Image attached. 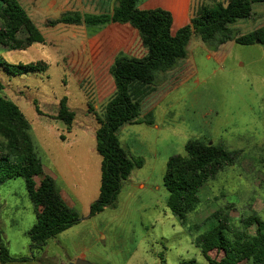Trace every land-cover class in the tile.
I'll return each mask as SVG.
<instances>
[{"label":"rangeland","instance_id":"rangeland-1","mask_svg":"<svg viewBox=\"0 0 264 264\" xmlns=\"http://www.w3.org/2000/svg\"><path fill=\"white\" fill-rule=\"evenodd\" d=\"M230 27L239 34L264 27V3L254 4L251 17ZM199 39L193 36L188 56L178 60L183 70L159 72L150 86L155 91L141 100L139 120L152 118L160 128L143 122L125 124L119 131L125 149L144 165L124 182L115 205L92 217L90 206L101 185L96 128L104 112L85 105L84 89L48 46L35 43L12 50L0 45L2 94L28 119L45 168L63 171L71 187L61 182L59 187L75 198L73 210L80 217L43 250L31 249L26 230L33 219L32 201L25 179L3 182L0 237L10 255L27 258L6 264H69L84 245L91 246L87 259L93 264H209L195 240L210 213L230 209L237 224L251 214L264 220V43L228 41L212 49ZM46 53L45 70L13 74L7 69V64L43 60ZM63 98L75 112L72 125L57 117ZM190 139L210 140L240 153L233 165L203 186L200 204L183 220L168 207L164 174L169 158L184 155Z\"/></svg>","mask_w":264,"mask_h":264},{"label":"trees","instance_id":"trees-1","mask_svg":"<svg viewBox=\"0 0 264 264\" xmlns=\"http://www.w3.org/2000/svg\"><path fill=\"white\" fill-rule=\"evenodd\" d=\"M140 0H117L112 14H88L66 11L47 20L50 26L67 23L100 28L117 22L129 24L140 35L146 53L142 57L120 54L111 68L117 88L116 96L107 104L103 118H98L96 150L101 161L99 197L90 206V216L114 206L124 182L135 168L144 164L142 158L131 155L121 144L120 128L127 123L141 122V100L157 81L159 72L173 69L178 60L188 56V45L198 36L210 48L234 41L251 45L264 43V27L239 34L230 27L237 20L253 15V6L264 0L216 1L202 6L189 23L173 32V16L163 8L140 9ZM44 37L20 0H0V45L12 49H27L41 43ZM13 74L41 71L43 61L8 65ZM11 66V67H10ZM11 69V70H10ZM0 80V184L23 177L29 197L36 210V222L29 229L30 248H44L48 240L78 223L80 217L60 195L56 180L44 173L43 163L35 148L30 124L20 107L7 98ZM72 125L75 112L60 102L57 115ZM186 153L169 158L164 174L168 191V207L185 219L201 202L203 186L221 170L234 164L240 151H231L210 140L190 139ZM204 229L196 244L209 264H264V220L257 214L242 217L239 222L230 216V209H218L203 221ZM256 226L255 232L249 228ZM0 259L24 260L9 254L0 237Z\"/></svg>","mask_w":264,"mask_h":264},{"label":"crops","instance_id":"crops-1","mask_svg":"<svg viewBox=\"0 0 264 264\" xmlns=\"http://www.w3.org/2000/svg\"><path fill=\"white\" fill-rule=\"evenodd\" d=\"M20 1L24 9L27 10L37 24L44 37V41L39 44H42L44 48L45 46H48V50L51 51L50 55L55 57L58 61H62L80 87L84 89L85 98L87 99L85 105H87L88 108L94 106L104 112L105 115L107 104L117 94L115 81L111 74V68L116 57L120 54L142 57L146 53L139 32L129 24L117 22H111L103 27L93 29L86 27L85 25L67 23H59L50 26L47 24V20L56 18L60 13L66 11H80L82 13L96 15L103 13L112 14L117 0ZM205 1L206 0H140L138 6L140 9L145 10L163 8L171 12L173 16L172 30L173 32H176L180 27L189 23L202 6H210L216 1L226 3L228 0H211L210 3H206ZM199 40L200 42H203L201 39ZM41 57L43 60L39 61L44 62V59H49L48 53ZM175 68L176 72L183 70L182 67H179L178 65H176ZM153 91H155V88H150L145 97L150 95ZM151 112L152 109H149L147 114L150 115ZM143 122L148 124L149 127L160 128L154 123L152 118L134 123ZM123 126L120 130H123ZM119 139L123 145L122 138L119 137ZM65 142L67 141L65 140ZM127 151L130 153V150ZM43 170L46 175H49L56 180L58 187L59 182L63 183V185L68 188L71 187L69 183L65 181L67 178L63 175L62 170H48L44 165ZM139 186L144 187V184H140ZM59 192L64 202L70 208L74 209L76 205L75 198H71L63 187H59ZM32 213L33 219L31 220L29 228L26 230L27 235L29 229L35 224L37 219L33 202ZM59 234L53 238H56ZM90 248V245H84L76 250L72 258H70L71 262L69 264L78 258L88 260L87 252ZM43 249L44 248H42V250ZM25 260H27V258L21 261Z\"/></svg>","mask_w":264,"mask_h":264},{"label":"water","instance_id":"water-1","mask_svg":"<svg viewBox=\"0 0 264 264\" xmlns=\"http://www.w3.org/2000/svg\"><path fill=\"white\" fill-rule=\"evenodd\" d=\"M260 41L257 40V43H259ZM71 264H93L88 260L82 259V258H78L75 261H73Z\"/></svg>","mask_w":264,"mask_h":264}]
</instances>
